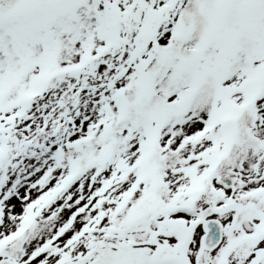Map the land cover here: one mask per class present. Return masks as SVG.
<instances>
[{
  "label": "snow or ice",
  "instance_id": "obj_1",
  "mask_svg": "<svg viewBox=\"0 0 264 264\" xmlns=\"http://www.w3.org/2000/svg\"><path fill=\"white\" fill-rule=\"evenodd\" d=\"M0 264H264V0H0Z\"/></svg>",
  "mask_w": 264,
  "mask_h": 264
}]
</instances>
